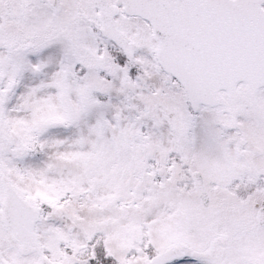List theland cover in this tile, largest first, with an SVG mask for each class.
I'll list each match as a JSON object with an SVG mask.
<instances>
[{
  "label": "snow or ice",
  "instance_id": "snow-or-ice-1",
  "mask_svg": "<svg viewBox=\"0 0 264 264\" xmlns=\"http://www.w3.org/2000/svg\"><path fill=\"white\" fill-rule=\"evenodd\" d=\"M0 264H264V0H0Z\"/></svg>",
  "mask_w": 264,
  "mask_h": 264
}]
</instances>
